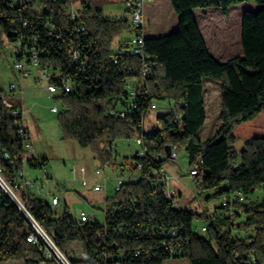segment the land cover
<instances>
[{
    "label": "trees",
    "instance_id": "16d2710c",
    "mask_svg": "<svg viewBox=\"0 0 264 264\" xmlns=\"http://www.w3.org/2000/svg\"><path fill=\"white\" fill-rule=\"evenodd\" d=\"M71 2L45 0L36 9L30 0L11 5L0 0V55L7 44L16 48L14 61L29 64L36 53L38 69L46 71L49 83L60 91L55 98L61 103L57 120L63 138L90 148L103 164L118 163L137 175L105 198L103 223H82L67 212L56 215L49 202L18 185L26 210L67 258L72 242L84 245L85 256L68 258L72 264H163L169 259L264 264V202L246 201L256 190H264V0H169L177 15L176 30L144 36L143 59L125 52L132 33L126 17L104 15L82 0L71 19ZM243 2L259 7L242 15V55L218 62L206 47L193 11L214 8L225 15ZM205 78L220 81L219 127L201 140ZM64 85L69 91L64 92ZM154 99L171 101L173 109L157 115L156 124L145 129ZM16 107L8 105L0 90V169L11 185L23 168L19 117L10 113ZM111 108L124 109L125 117L108 115ZM137 136L144 143L143 155L135 152L116 162L112 143ZM238 139L243 140L240 149L235 147ZM175 146L184 149L189 170L197 169L193 177L198 190L208 192L206 200L235 192L243 195L237 221L173 204L161 169L171 158L166 148L171 154ZM33 159L26 163L43 170L31 163ZM197 218L205 220L203 235L193 227ZM97 231L103 232L100 238ZM31 232L23 213L0 190V262L38 264L40 253L26 240ZM46 262L56 264L53 259Z\"/></svg>",
    "mask_w": 264,
    "mask_h": 264
},
{
    "label": "rangeland",
    "instance_id": "374dc122",
    "mask_svg": "<svg viewBox=\"0 0 264 264\" xmlns=\"http://www.w3.org/2000/svg\"><path fill=\"white\" fill-rule=\"evenodd\" d=\"M34 8L39 9L41 2L45 0H30ZM92 8H100L104 15L120 16L124 3L128 0H84ZM71 6L74 10L82 6V0H72ZM259 6L254 2H243L231 6L225 16L226 22L221 19L213 20L212 23L217 24L219 30L218 34L221 36H228V24L235 29V40L238 43V27L240 23V12L249 8L256 9ZM197 14V10L195 11ZM144 35L147 37L159 36L173 32L176 29L177 15L170 6L169 0H145L144 1ZM211 21L202 20L200 24L205 30L207 28L205 23ZM216 32V34H217ZM217 34V35H218ZM232 34V33H231ZM234 35V34H233ZM210 45L213 41L210 35H206ZM234 39V36L233 38ZM13 45L7 44L4 51L0 55V90L3 95H10L9 85L15 84L16 88L14 95L17 98H22L25 118L30 132V153L34 157L31 161L33 165H42L43 169L48 175L46 180L43 171L29 166L28 163L23 167L24 177L27 180H32L34 187L48 191L49 195H38L39 198L49 202L52 196H56L58 204L51 206L54 214L60 215L67 212L74 218L79 220V212L83 211L90 213L91 221H98L103 223L104 215L103 208L105 205V198L109 197L114 192L115 179L118 176H123L125 181L128 180V172L126 169H121V166L103 164L94 157L90 148H81L74 141L63 138V133L58 124L57 114L61 109L60 101L55 98L56 94H51L46 90L47 82L45 80L35 81L38 74L36 69H30L29 76L19 78L17 73L12 68L13 63ZM206 81H218L215 79L205 78ZM134 84L135 81H130ZM211 89L210 96L207 97L209 105L216 108V103H219L220 96L218 95L217 84L207 85ZM21 90V91H20ZM220 91V90H219ZM219 100V101H218ZM153 108H149L144 120L145 129H150L156 124L155 117L169 112L173 109V104L169 100L152 101ZM55 108V112L52 109ZM212 112L207 113L206 122L199 130V137L204 140L215 132V125L218 121L216 115L215 120H211ZM123 140H115L113 144V151H117L116 162L122 159L119 152L121 142ZM242 139H238L235 147L240 149ZM130 151L126 156L136 152L137 145L134 139L128 141ZM120 144V145H118ZM120 147V148H119ZM178 147V146H177ZM167 176H176L173 182L171 179L168 185L174 196L175 205L180 208L178 200H184L186 197H194L189 203V209L196 212L205 211L208 216L215 215V208L219 206L220 196L206 200L208 192H200L196 187V181L190 176L189 167L187 163V156L183 148H179L176 153L175 161L168 159L164 163ZM98 169L99 175H95L94 171ZM98 183L104 187L99 191H93L92 186ZM177 189H183L182 195L178 197ZM189 196H187V193ZM248 201L264 202V190L258 189L256 192L247 197ZM241 218H244L241 216ZM239 219V218H237ZM202 224H205L204 219H195L193 227L195 231L203 235L200 231ZM85 256V248L82 243L72 242L68 246V258H83ZM0 264H22V261L7 260L0 262ZM163 264H189L186 259H169Z\"/></svg>",
    "mask_w": 264,
    "mask_h": 264
},
{
    "label": "built area",
    "instance_id": "2783aa9c",
    "mask_svg": "<svg viewBox=\"0 0 264 264\" xmlns=\"http://www.w3.org/2000/svg\"><path fill=\"white\" fill-rule=\"evenodd\" d=\"M9 2V4H14L16 2L18 3H26L29 0H6ZM144 1L145 0H128L127 2L124 3V8H123V16L126 17L129 21V24L132 28V33L129 37V42L128 45L125 49V52L128 55L132 56H138L140 58H144ZM69 16L71 19H75L77 16L76 10L72 8L70 5L69 7ZM16 51V48H15ZM14 51V52H15ZM14 55V53H13ZM74 58H76V52L73 53ZM116 62V60H113ZM30 65L38 69L37 66V60H36V53L31 54V62L29 64H25L23 61L19 60H13V69L18 72L19 78L23 79L25 77L29 76V72L26 69V66ZM39 70V69H38ZM142 74L146 75L147 74V68L143 66L142 68ZM39 81L40 80H45L47 82V87L46 90L51 93V94H58L60 91L58 88L49 83V74L44 71V70H39V76H38ZM15 84L11 83L9 85V91L10 95H3V99L8 103V105L11 107V103H16L18 107L15 109H11L10 113L12 116L19 117V121L17 123V136L18 138L22 141V153L20 155L21 163L24 167L25 163L27 160L31 157L30 155V150H31V144L29 140V135L28 131L25 127L24 124V109L21 106V100L22 98H17L14 95L15 91ZM129 90L130 96L134 95V90L132 87L129 85L127 86ZM64 92L69 91V86L64 85L63 86ZM154 104L152 103L150 105V108H153ZM53 112H55V108L52 109ZM107 114L110 116H116L119 118L125 117V110L124 109H119L117 110L116 108H111L107 111ZM134 142L137 145V150L136 154L138 156L143 155L144 153V143L141 137H135ZM179 149V146H175L171 150V158L170 159H175L177 150ZM4 157L6 159L7 163H10V159L8 158L7 154H4ZM43 171V170H42ZM196 168H192L189 170V175L190 176H196L198 173L196 172ZM43 174L45 176V179L47 180V174L45 171H43ZM95 175H99L100 171L96 169L94 171ZM161 174L163 177V180L165 181V184L167 185L168 180L170 179L169 176L166 175L165 169H161ZM15 182L13 185L10 184L9 181H7L5 178L2 177L1 175V169H0V190L2 193H4L12 202L13 204L23 213L24 217L26 218L29 226L32 229V232L26 237V240L33 245L36 246L40 253V259L38 261V264H47L46 260L47 259H53L56 264H72L67 256H65L58 248L57 246L53 243V241L44 233V231L41 229V227L37 224V222L34 220V218L30 215V213L26 210L24 207L22 201L19 198V195L17 194V188L20 186L21 188L24 189H31L36 195H49L48 191H44L43 189H40L38 187H34V183L32 180H27L24 177V172L23 168L17 173L15 177ZM125 179L123 176H118L115 179V186L114 190H118L121 185L124 183ZM19 185V186H18ZM103 185H99L98 183H95L92 186L93 191H99L103 188ZM166 195L172 200L173 202V197L166 188ZM244 202V197L238 192L235 193H229L225 194L220 198V203L219 206L215 208V214L220 217V218H229V219H235L237 218L240 214H242V209L240 207V204ZM49 203L52 206H55L58 204V199L56 196H52L50 198ZM174 204V202H173ZM175 205V204H174ZM90 213H86L81 211L79 213V220L82 223L90 221L89 218ZM206 226L203 225L200 227L201 232H205ZM173 234V233H172ZM103 235V232L97 231L96 232V237L100 238ZM107 258L111 260V256L108 255ZM249 261L253 262L254 261V256L250 255L249 256Z\"/></svg>",
    "mask_w": 264,
    "mask_h": 264
},
{
    "label": "crops",
    "instance_id": "0c3cea01",
    "mask_svg": "<svg viewBox=\"0 0 264 264\" xmlns=\"http://www.w3.org/2000/svg\"><path fill=\"white\" fill-rule=\"evenodd\" d=\"M257 9V8H256ZM256 9H245L243 10L242 12H240V23H239V27H238V43H236V40H235V29L233 27H231V25L228 24L227 26V29H228V36H221L220 34H218V30H219V27L217 26V24L215 23H212L213 20L217 19V21H221V19H223L222 23L225 21L226 22V18H227V15H223L221 13V11L219 9H214V8H205V9H194L193 11V14H194V17H195V20L198 24V27H199V30L202 34V37L205 41V44H206V47L209 51V53L212 55V57L217 60L218 62H225L231 58H234L236 56H241L242 55V48H241V42H240V29H241V18H242V15L244 13V11L246 10H251V11H255ZM197 10V12L199 14H197L195 11ZM229 10V9H228ZM108 16H111V15H108ZM112 17H118V16H112ZM119 17H123V11L121 13V15ZM226 19V20H225ZM202 20H206V22L208 20H210L211 22L210 23H205L207 28L204 30L200 24V21ZM176 27H177V24H176ZM176 30V29H175ZM174 30V31H175ZM217 32V34H216ZM232 33V34H231ZM234 34V35H233ZM165 35V34H164ZM206 35H210L211 38H212V41H213V45H210L209 44V41L207 39V36ZM159 36H162V35H159ZM234 36V39H232ZM126 37V36H125ZM158 37V36H156ZM14 48V47H13ZM14 51H15V48H14ZM13 51V53H14ZM12 68H13V63H12ZM26 69L29 71L30 69H36V71L38 72V74L36 75V77L34 78L35 81H39L38 79V76H39V70L33 66H30V65H27L26 66ZM14 70V69H13ZM15 71V70H14ZM16 72V71H15ZM17 75H18V72H16ZM19 76V75H18ZM22 80V79H21ZM207 83L205 84L204 82L202 83L203 85V100H204V106H205V120H204V123L203 125L205 124L206 122V118H207V113L208 111L209 112H212L211 114V120H215L216 118V115L218 116V113L220 111V101L219 103H216V108L213 109V107H211V105H209V100H207V97L210 96V91L209 89L207 88V85H212V84H217L218 86V95H219V90H220V81L218 83V81H213V82H210V81H206ZM21 91V90H20ZM2 93V92H1ZM21 106L23 107L24 109V105H23V101L21 100ZM25 111V110H24ZM25 114V113H24ZM24 124H25V127L28 131V135H29V140H30V132H29V128L27 126V122H26V118H25V115H24ZM202 125V127H203ZM145 127V126H144ZM215 131L217 130V128L219 127V120L217 121L216 125H215ZM122 146L121 148L119 149V152L121 153V155L124 157L127 155V153L130 151V146H129V143L128 141H123L121 142ZM179 148H182V147H179ZM131 152V151H130ZM117 151H116V155H117ZM31 157L32 154L30 153ZM172 161H175V159H171ZM121 169H124V167L121 166ZM42 171V170H41ZM189 171V170H188ZM189 174V173H188ZM137 174L135 173H128V177H136ZM170 179L174 182L176 179V176H169ZM192 178L195 180V178L192 176ZM49 179V177L47 176V180ZM169 181V180H168ZM196 187H197V184H196ZM166 188H168V190L170 191L172 197H173V202H174V196L171 192V188L169 187L168 185V182H167V185H166ZM32 191V190H31ZM177 194H178V197H180L182 195V192H183V189H177ZM49 193V192H48ZM187 193V192H186ZM44 196H48V195H44ZM187 196L188 193H187ZM194 197H186L184 200H178L179 203H180V208H187L188 206V203L193 199ZM175 204V203H174ZM177 207V206H176ZM81 212V211H80ZM79 212V213H80ZM207 215V213H206ZM235 221H237V219H235ZM205 225V224H202V226Z\"/></svg>",
    "mask_w": 264,
    "mask_h": 264
},
{
    "label": "water",
    "instance_id": "95a60500",
    "mask_svg": "<svg viewBox=\"0 0 264 264\" xmlns=\"http://www.w3.org/2000/svg\"><path fill=\"white\" fill-rule=\"evenodd\" d=\"M166 156L169 158V157H171L170 156V149L169 148H166Z\"/></svg>",
    "mask_w": 264,
    "mask_h": 264
}]
</instances>
